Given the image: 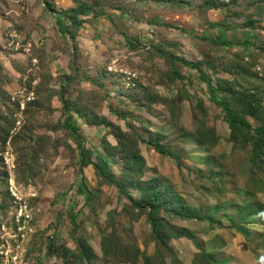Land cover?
Instances as JSON below:
<instances>
[{"label":"rangeland","instance_id":"obj_1","mask_svg":"<svg viewBox=\"0 0 264 264\" xmlns=\"http://www.w3.org/2000/svg\"><path fill=\"white\" fill-rule=\"evenodd\" d=\"M45 2L76 5L0 0V264H264V158L208 85L261 126L232 93L264 108V0H97L69 34ZM154 179L214 223L163 213L159 240L127 196Z\"/></svg>","mask_w":264,"mask_h":264},{"label":"trees","instance_id":"obj_2","mask_svg":"<svg viewBox=\"0 0 264 264\" xmlns=\"http://www.w3.org/2000/svg\"><path fill=\"white\" fill-rule=\"evenodd\" d=\"M97 0H94L92 3L82 1V0H74V3L76 4L74 7L69 8L67 10H57L55 5L49 4L48 2H45L46 5H48V9L56 13V23L59 27L60 32L69 34V28L75 27L79 29L82 27L85 20L80 18L81 15H85V11L87 9L93 10L94 9V2ZM154 1H161V0H154ZM167 2H174L175 0H162ZM73 36V35H72ZM224 46H227L224 44ZM182 64H185L188 67L199 69L197 65H193L190 63H186L182 60H180ZM209 85V93L211 95V99L214 103H216L218 106L222 108V110L225 113L226 119L230 125V128L233 130V134L236 135L238 132H249L252 133V131L255 130V135H252V145H253V159L255 165H260L263 163L264 158V108L260 101L257 99V97L254 96H247L242 95L240 93L233 92L232 94L235 95L240 102L243 111L246 116L255 118L261 122V126L258 129H253L252 125L246 120L245 117H243L238 110L233 108V106L230 104V102L225 98H219L215 94V90L212 87L211 84ZM61 101L64 104V115H66V108L69 106V101L65 96V92L61 94ZM70 119L66 120L63 125L69 127V129L72 131L74 136L77 139V147L79 149V175L81 178L84 177L83 174V168L87 165H94L96 170L102 174V171L99 166H96L95 163L91 160V151L86 146V140L85 136L82 134L77 133V129L72 127L69 124ZM62 124V122H60ZM150 145L154 146L157 152L161 154L166 155H175V153L166 146L158 145L154 142H149ZM131 161H133L135 164L141 165L143 163L142 157L139 155H132ZM106 179L112 183L115 184L118 189L122 192V184L118 180H116L113 177H106ZM141 186L138 187L139 190V197L137 199L133 198L131 195H128V199L131 201V204L134 208L138 209L139 211L146 213L148 215L149 221L151 225L153 226L154 233L156 237L164 241V231L163 227L169 223H167V220L162 217L161 215L165 213L168 216L180 218L183 220H195V219H208L210 224L214 223L213 218H207L203 217L197 210H192L191 207L188 205L185 198L177 192L173 187L168 186L160 179H154V180H147V181H141ZM83 190L87 192V188L84 183H80ZM171 227V225H170ZM188 237L190 238L194 243H197V237L194 234H191L189 232H184L183 230L177 229L172 227V233L169 237L171 238H180V237ZM197 245V244H196ZM207 257L208 259H211V262L214 263L217 260L207 254H204V257Z\"/></svg>","mask_w":264,"mask_h":264},{"label":"built area","instance_id":"obj_3","mask_svg":"<svg viewBox=\"0 0 264 264\" xmlns=\"http://www.w3.org/2000/svg\"><path fill=\"white\" fill-rule=\"evenodd\" d=\"M12 191L15 192V188H14V186H13V188H12ZM23 211H24V209H22L21 217H23V216L25 215V214L23 213ZM13 257H14V260H15V259H18L19 256L11 255V258H13Z\"/></svg>","mask_w":264,"mask_h":264}]
</instances>
